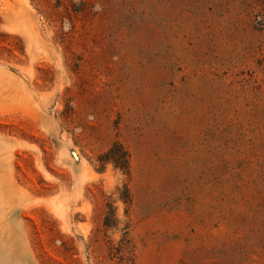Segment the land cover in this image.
I'll list each match as a JSON object with an SVG mask.
<instances>
[{"label":"rangeland","instance_id":"rangeland-1","mask_svg":"<svg viewBox=\"0 0 264 264\" xmlns=\"http://www.w3.org/2000/svg\"><path fill=\"white\" fill-rule=\"evenodd\" d=\"M0 264H264V0H0Z\"/></svg>","mask_w":264,"mask_h":264},{"label":"trees","instance_id":"trees-1","mask_svg":"<svg viewBox=\"0 0 264 264\" xmlns=\"http://www.w3.org/2000/svg\"><path fill=\"white\" fill-rule=\"evenodd\" d=\"M116 151H120L121 155H123V156L120 157L121 160L118 159V158H114L115 157L114 156V157H112L110 159V161L114 164V166L116 168L123 169L124 171L128 172L129 171V162H128V155H127V153L122 149V147L120 145H114L110 149V151H109L108 154H113V152H116ZM121 161H124L125 164L122 165L121 164Z\"/></svg>","mask_w":264,"mask_h":264}]
</instances>
